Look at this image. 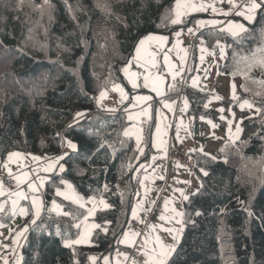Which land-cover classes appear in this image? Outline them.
Segmentation results:
<instances>
[{"label": "trees", "instance_id": "1", "mask_svg": "<svg viewBox=\"0 0 264 264\" xmlns=\"http://www.w3.org/2000/svg\"><path fill=\"white\" fill-rule=\"evenodd\" d=\"M175 1L0 0V158L13 150L50 157L66 140L77 145L43 190L46 203L57 199L72 217L46 208L22 237L19 264H94V256L97 263L115 250L153 150L154 117L141 122L138 148L124 133L128 102L101 110L97 94L122 80V68L144 35H170L181 27L171 23ZM198 16L188 15L184 25ZM219 38L229 45L224 66L234 65L233 54L243 57L264 44V11L247 31ZM253 81H264V75L244 78L238 98L259 105L260 115L242 121L240 136L220 147V158L195 155L208 175H200V186L184 202L180 239L168 264H264V86ZM177 86L190 113L212 115L203 105L205 93ZM64 181L107 203L94 213L89 245L65 246L77 237L74 225L87 211L56 195ZM24 222L30 223L29 216Z\"/></svg>", "mask_w": 264, "mask_h": 264}, {"label": "rangeland", "instance_id": "2", "mask_svg": "<svg viewBox=\"0 0 264 264\" xmlns=\"http://www.w3.org/2000/svg\"><path fill=\"white\" fill-rule=\"evenodd\" d=\"M200 1L207 2L206 0ZM237 1L240 0H236V2ZM213 2L215 3L212 4V6H214L217 10L215 13H213L212 7H208L206 11H202L203 13L201 16L194 17L190 23L185 25L183 17H181V27L172 31L174 35H178L180 33L189 34L192 39H194V48L190 56H188V54L184 51H182L180 56H175L176 54L171 55V53L165 51L166 55L168 54L170 57V62L168 61V63H166L162 61L159 68L156 67L155 69L158 73H152L154 79L158 77L160 80L158 81L159 94L152 90L151 86L149 88H145L143 81L142 84L137 87L138 89H136V91H132L129 86L125 87L124 85V89L129 96L124 99L121 94V100H118V94H115L113 89H115V91L118 90L114 88L113 85L110 90L101 91L105 93L104 98H101V92L97 94L98 108L102 107L106 109L108 108V110H117L128 102L125 106L126 118L128 120L129 118L138 119L145 115L146 120H150L154 117L152 139L156 137L157 141L160 143L165 140V145H168L171 141L172 147L167 146L166 150H168L169 147V150L172 149L176 152H186L187 149L185 147L177 149L175 145L190 144L193 148L201 150L214 158H220L218 151L219 147L226 143V141H233L238 138L242 131V121L245 118L260 115L261 110L260 106L255 104L251 99L238 98V87L245 78L237 71L238 68L241 70L244 69V65L242 63L238 64L240 58L237 57L238 54L237 56L235 54L231 56V59L234 61L237 60V63L234 65L230 63L231 66L229 67L224 66L227 64V59L229 57V53L227 51L229 45L225 40L220 39L219 37L224 33L230 36L233 35L230 32L221 31L218 26H213L209 23H205L203 26L197 27V22H208L212 20L224 21L230 18L235 23L243 24L247 29L249 24L254 22L259 9L252 14L254 17L253 20L247 21L241 16H223V12L231 9V5L227 2V0H215ZM175 5L176 1L174 3V12ZM240 10H243L242 3L240 7L236 8V11ZM233 12L234 10H232V14ZM189 29H193V31L189 32ZM203 30L204 33H201ZM206 30H210V32H205ZM260 47H264V44L257 46L254 51ZM201 49H204V51H201ZM221 49H223V57L221 56ZM251 54L246 56H250ZM201 57H203V60ZM256 72L264 75V68L253 67L252 70L248 72L247 77H251ZM234 73L236 74L234 75ZM173 74H175V79H173ZM182 79L184 84L206 94L203 105L208 111H213L212 115L209 113V116H203L201 118L200 116L192 117L187 113V95L184 91L177 90V81ZM172 85H175L176 87L174 92L172 90L173 87H170ZM233 85L235 86L236 99H233ZM171 91L173 93H171ZM110 95H113L115 100L110 98ZM136 97H147V99H136ZM181 98L183 100L178 103L175 109L174 105L171 103L175 101L176 105L178 99L180 100ZM244 101H248L253 105V107L251 109L247 106L242 108L241 105ZM221 109L224 111H220ZM132 125V127H139L134 124ZM237 128H239V131H237ZM191 133L196 135V137H191ZM68 141L70 140H66L62 151L54 156L43 157L39 154L13 150L8 152L5 157L0 158V174H13L15 179L12 189H2L0 187V192H3V195H0V205L3 206V211H0V264H7L9 255H14L15 253H17L19 257L15 260L14 264H19L21 259L19 246L22 237L29 228V225L33 223L32 221H36L46 208L47 210L55 213L65 212L64 205L57 199H53L46 203L44 200L43 190L49 175L57 170H61L62 159L58 158L61 156L64 157V155L72 149L68 147ZM134 142L136 147H142L141 141L139 142L137 139H134ZM152 157L153 155L150 158ZM50 165L51 167H49ZM154 170H156V168H151L149 171ZM194 170V182L199 184V175L204 173V169L202 167L195 166ZM29 185H32L35 188V191L29 188ZM68 185H71V189L68 188ZM147 186V176L143 172L140 178L139 189L136 192L132 212L130 213V220L133 216V209H135V213L137 211V202L142 206V209H145V217L140 222L144 223L146 219L152 217V211L158 203L160 189L156 188L150 193H146ZM141 190L145 192L146 197L142 193L141 195H143V197L138 199ZM57 191L67 193L69 195L74 192L78 197H80V200L75 202V204L87 211L86 215L79 221L80 228L77 237L72 240L79 239L85 232H87V237L84 242L80 244H73V246H86L91 244L92 234L96 228L92 227L93 225H96L93 220V216L97 209L107 206L105 199L96 196H82L75 190L72 183L68 181H64L63 186L56 188V195ZM18 192H22L24 196L18 197L16 195ZM166 195L167 191L165 190L163 199L160 200L157 210L153 214L152 220L157 219L161 224H163L165 229H170L171 231H165V229L162 230L161 227H149L148 230L152 232V237L140 241V245L138 246L139 250L136 252L137 255L144 250L145 240L151 242L148 245L149 248L156 247V240L153 235L156 237L157 235H162L164 238L163 244L169 248H175L180 239L182 229V209L179 204L176 203V197H171L169 202L174 204V213L169 215L170 206L164 204ZM57 196L66 201L73 202L70 199H65L62 195ZM33 198L37 199L41 205L39 217L34 215L35 209L32 205ZM13 201H15V204H13ZM177 213L180 215H177ZM8 215H10V218H7ZM28 216L30 223H25L24 221ZM161 216H164L165 219H160ZM141 227H143V224H141ZM131 231L135 230H125L119 237L115 250L111 253L104 254L100 257L99 262L96 263L99 258L94 256V264H122V261L118 260L116 256L117 253H121V255H123V253L126 252L121 249L122 243H124V238L127 236L131 239V241H133L130 246L133 249L134 244L137 245V241L140 240L139 235L141 229L136 230L138 232L135 233H132Z\"/></svg>", "mask_w": 264, "mask_h": 264}, {"label": "crops", "instance_id": "3", "mask_svg": "<svg viewBox=\"0 0 264 264\" xmlns=\"http://www.w3.org/2000/svg\"><path fill=\"white\" fill-rule=\"evenodd\" d=\"M206 1L207 2H201L200 0H196V1L194 0V2L197 4L205 3L206 5H209V4L212 5L215 3L213 2L215 0H211V1L206 0ZM192 13H199V16H201L203 12L189 10V13L187 15L182 16L183 20ZM149 36L165 37V39L164 40L148 39ZM177 36L178 35L177 34L174 35V33L170 34V36H168L167 34H160V33H148L144 35L138 41L136 47L134 48L132 55L130 56V58L128 59V61L125 63V65L122 68V80L114 84V86H119V88L123 90L124 99H126L129 96V94L124 89V85L125 87L129 86L132 91L133 90L136 91V89H138V88L134 89L132 87L130 83V78L134 79L139 87L144 81V77L146 75H148L149 73L151 74L158 73L157 71H155V69L156 67L159 68V65L162 63V61L165 62V57L168 58L167 59V63H168L170 57L168 56V54L166 55V52L171 53V55L176 54L175 56H180L182 54V51H183L182 49L180 51H177L174 49V46H175L174 40L177 38ZM141 40L144 41L142 45L140 43ZM138 47L140 48L139 53H137ZM153 64L155 66H153ZM113 92H115V94H118V100L119 99L121 100V91L120 90L115 91V89H113ZM110 98L115 100V97H113V95H110ZM181 100L183 99L182 98L180 100L178 99L176 105H175V101L171 103L172 105H174L175 109L178 103L181 102ZM187 107H189V101H188ZM99 109L108 110V108L106 109L102 107H99ZM187 113L192 117L200 116L202 118L204 116V115H194L188 111V108H187ZM129 120L131 123L125 128L124 133L126 135L132 136L134 139H137L139 142L140 141L142 142L143 128L141 125V121L146 120V116L143 115L138 119L129 118ZM132 124H134L135 126H139V127H132L133 126ZM191 137L195 138L196 135L191 133ZM152 140H153L152 141L153 150H152V153L150 154V157L152 155L153 157L152 158L149 157V160L147 161V163H145L143 172L147 176L148 186H147L146 193H150L153 189H156V188L160 189L159 196H158V203L155 205L152 211V217H150L149 219H146L144 223L140 221H142L143 218L145 217V209H142V206L138 202L136 203L137 211L135 215L131 217V220L137 221L139 224V227L141 229V232L139 235L140 240L137 241L138 242L137 245L134 244V249H133L130 247L133 241H131V239L127 236L124 238V241H123L124 243H122L121 249L125 250L126 252L123 253V255H121V253H117V256H116L118 260L122 261V264H144V261H145V256L143 255L144 250H142L139 255L136 254L137 250H139L138 246L140 245V241L143 239L152 237V232L148 230L149 227L150 228L151 227L152 228L161 227L162 230L165 229L163 224L160 223V221H158L157 219L152 220L153 214L157 210L160 200L163 199L165 190L167 191V195L165 196L166 200H164L165 201L164 204L167 206H170L169 215L174 213V210H173L174 204H171L169 202V199L171 197H176V201H177L176 203H178L182 209V220H183L184 202L186 201L184 196L186 195L187 197H189V195L192 194L194 191H196L197 188L200 186V183L197 184L196 182H194V172H195L194 169H195V166H198L195 160V155L196 154H206L208 156H211L201 150L193 148L190 144L175 145L177 149H181L182 147H185L187 149L186 152L184 153H186L189 157H192L195 161V165L191 167L188 164L182 162L180 159L169 155L170 152L173 151L172 149L169 150V147H172L171 141L168 143V145H165V140L162 143L158 142L156 137H154V139ZM227 142H231V141L229 140V141H226V143ZM167 146H169L168 150H166ZM151 168H154V169L156 168V170L149 171ZM6 175H10L14 177L13 174H6ZM182 192L184 193V195L181 194ZM142 193L146 197L145 192L141 190V193L138 196V199L143 197V195H141ZM140 223L143 224V227H141ZM131 232L135 233L138 231L135 230ZM153 237L155 238V240L159 238V240L163 243L164 238L162 235H159V236L157 235V237L153 235Z\"/></svg>", "mask_w": 264, "mask_h": 264}, {"label": "snow or ice", "instance_id": "4", "mask_svg": "<svg viewBox=\"0 0 264 264\" xmlns=\"http://www.w3.org/2000/svg\"><path fill=\"white\" fill-rule=\"evenodd\" d=\"M47 2V0H45V3ZM227 2L231 5V9L229 11H225L223 12V16L224 17H230L232 15V10H235L236 8H238L240 6V4H238L236 2V0H227ZM240 3L243 4V10L240 11H235V16H241L243 17L244 20L247 21H252L253 20V13H255L258 9L260 11H264V0H240ZM208 7H212V11L213 13H215L217 10L214 6L212 5H206L205 3H200L197 4L194 2V0H176V5H175V15L174 18L171 20L172 24H179L181 23V17L184 15H187L189 13V10L191 11H206ZM205 23H209L213 26H218L220 28L221 31H227L230 32L233 36H236L242 32L247 31V29L245 28V26L241 23H235L233 22L232 19H226L224 21H218V20H212V21H198L197 22V27L203 26ZM192 29H189V32H191ZM179 35V34H178ZM148 39H159V40H164L165 37H152L149 36ZM141 45L144 43L143 40H141ZM201 51H204V49H201ZM140 52V48H137V53ZM221 56L223 57V49H221ZM167 57H165V62L167 63ZM201 59L203 60V57H201ZM242 63L244 65V69L241 70L238 68V73L247 78L248 72H250L252 70L253 67H260V68H264V47H260L257 48L254 52H252V54L250 56H243L240 57V60L238 61V64ZM153 66H155L153 64ZM236 73H234L235 75ZM173 79H175V74H173ZM158 81L159 78L156 77L155 79L153 78L152 74L149 73L148 75H146L144 77V87L145 88H149L150 86L152 87V90L156 91L159 94V87H158ZM254 83H259L262 86H264V81H253ZM130 83L132 85V87L135 89L138 87L136 81L134 79L130 78ZM195 83V81H194ZM117 90L121 91L122 94V98L124 97V93L123 90L119 88V86H114ZM170 87H175V85H172ZM233 99H236V95H235V86L233 85ZM101 98H104L105 93L101 92L100 94ZM136 99H147V97H136ZM244 106H247L249 109H251L253 107L252 104H250L248 101H244L243 104L241 105V107L243 108ZM220 111H224L223 109H221ZM83 113H77V116H82ZM223 118V117H222ZM215 126V125H214ZM237 131H239V128H237ZM68 147L72 148V149H76L77 145L74 144L71 141H68ZM15 155V154H13ZM64 157L61 156L58 159H63ZM51 167V165L49 166ZM61 171H63V166H61ZM204 175L207 176L208 173L204 172ZM66 183V182H65ZM29 188H31L33 191H35V188L32 185H29ZM68 188L71 189V185H68ZM182 195H184V193H181ZM0 195H3V192H0ZM16 195L18 197H23L24 194L22 192H18L16 193ZM57 195H62L65 197V199H70L72 200L74 203L80 200V197H78L74 192H72L71 195L67 194V193H62L60 191H57ZM26 198V197H25ZM185 199H187L188 197L185 195L184 196ZM13 204H15V201H13ZM32 205L33 208L35 209L34 211V215L36 217H39L40 215V209H41V205L40 203L37 201V199L33 198L32 200ZM0 211H3V206L0 205ZM65 216H69L72 217V213L71 212H65L63 213ZM133 215H135V209H133ZM177 215H180L179 213H177ZM197 215H199V213H197ZM74 218V217H73ZM87 219V218H85ZM160 219H165L164 216H161ZM33 223H35V220L32 221ZM77 229L80 228V224L77 223L74 225ZM92 227H97L96 225H93ZM165 231H171L170 229H165ZM60 229L59 227H57V235H60ZM87 237V232H85L84 234H82L80 236L79 239H75V240H66L65 241V246H72L73 244H80L82 242H84V240ZM151 242L148 240H145V244H144V251H143V255L146 257L144 264H168V259L171 256V254L175 251L174 248H169L168 246L164 245L159 238H157L156 240V247L154 248H149L148 245Z\"/></svg>", "mask_w": 264, "mask_h": 264}, {"label": "built area", "instance_id": "5", "mask_svg": "<svg viewBox=\"0 0 264 264\" xmlns=\"http://www.w3.org/2000/svg\"><path fill=\"white\" fill-rule=\"evenodd\" d=\"M237 3L241 5L240 1H237ZM174 43H175L174 49L177 51H180L182 49L188 55H190L193 51L194 39H192V37L187 33L179 34L177 38L174 40ZM179 83L183 85L184 84L183 79L180 80ZM170 155L180 159L182 162L188 164L191 167L194 166L193 158L189 157L184 152L171 151ZM14 183H15V179L12 176L0 174V185L2 188L11 189L13 188ZM137 228H138V224L132 221L127 225L126 230L137 229ZM18 257L19 255L17 253H15L14 255H9L7 259V264H14L15 260H17Z\"/></svg>", "mask_w": 264, "mask_h": 264}]
</instances>
